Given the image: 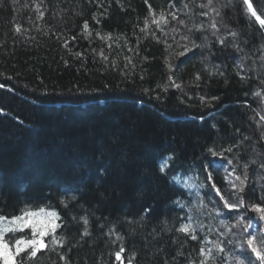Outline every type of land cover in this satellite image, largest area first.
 Segmentation results:
<instances>
[{"label":"trees","instance_id":"1","mask_svg":"<svg viewBox=\"0 0 264 264\" xmlns=\"http://www.w3.org/2000/svg\"><path fill=\"white\" fill-rule=\"evenodd\" d=\"M251 3L264 19V0ZM200 5L208 0H3L0 216L55 211L65 238L45 237L29 264H121V245L123 264H200L201 248L207 264H260L239 245L264 241L250 207H264V28L243 0ZM152 12L168 23L157 27ZM245 175L240 192L232 184ZM221 196L244 204L228 209ZM86 214L91 237L72 220ZM184 223L196 240L177 231Z\"/></svg>","mask_w":264,"mask_h":264},{"label":"snow or ice","instance_id":"2","mask_svg":"<svg viewBox=\"0 0 264 264\" xmlns=\"http://www.w3.org/2000/svg\"><path fill=\"white\" fill-rule=\"evenodd\" d=\"M212 3V0H208V5H200L201 7H208ZM243 3L247 6V11L250 13L252 17L255 18L256 21L259 22L261 28H264V19L261 18L260 15L257 14L256 9L253 7L251 0H243ZM3 5V0H0V6ZM227 7L228 5H224ZM39 7V6H37ZM213 11H216L213 9ZM217 15H219V12H216ZM41 17L43 16V13H40ZM153 15V23L157 25V27H160V23L163 22L164 24L168 23L167 17L161 13L159 20L155 19V13L152 12ZM172 16V19H176L175 13L170 14ZM202 15L207 16L208 13H202ZM183 23V21H180ZM88 25L87 23L84 24V28L87 29ZM202 27V26H201ZM211 27L213 29H217V24L215 21L211 24ZM17 31H20V27H16ZM143 31V29H142ZM163 31V29H161ZM175 31V29L173 30ZM228 35L235 38L237 36V33L233 31H229ZM75 39V38H73ZM182 39L188 41L191 44V48L196 47H202L201 45H197L195 41L189 40V37L185 36L182 37ZM219 43L221 45L224 44L223 39H219ZM168 47H171V45H167ZM234 48H237L239 50L238 44L232 45ZM184 49V52L191 51V48L188 47V44H185L182 46ZM184 52H181L180 55H183ZM101 55H103L101 53ZM242 67V65H241ZM219 75H223V73H217ZM197 79H199V76H197ZM179 87V85H176ZM0 87H3V85H0ZM256 95H259V93H256ZM203 99V98H202ZM213 99H216L215 97ZM0 112H3V109H0ZM262 120H264V117H261ZM262 139H264V134H262ZM232 149L229 148L227 151H231ZM210 152L212 155L216 156H222L223 153H216L214 150L210 149ZM228 163H231V161H228ZM255 163V161H253ZM167 167V161L164 162V164L160 167V171L164 172L165 168ZM248 165L245 164L244 168L247 169ZM261 168H264V164L260 165ZM103 171V170H101ZM210 178V174H209ZM237 180H240V185H236L235 183L232 184L233 188H238V191L243 192L244 185L247 181V176L245 175L244 179L241 180L239 176L236 177ZM217 193H219V189H215ZM71 201H75L77 197L75 195H72L69 198ZM221 199L223 200L224 207L228 209H234L238 207H242L244 204L243 198H240L238 204H231L228 202V200L224 199L221 196ZM63 206L66 208L68 206V201H62L61 202ZM251 209L257 213H259L260 219L264 220V207H262L259 204H253L250 205ZM94 215V214H93ZM243 217H240L237 221V224H240L243 222ZM61 220V217L59 214L55 211H46L45 208L40 207L37 211L32 210H26L22 211L20 215L12 216L10 219L5 216H0V261L3 262V264H29V262L35 260L38 258V254L42 252V250L48 249L49 245L45 242V237H51V243L52 245H61L63 246L65 243V238L63 236L57 237L56 232L57 229L62 227V224L57 223V221ZM72 220L77 223L79 227L83 229L82 235L86 237H91L92 233L90 231V221L89 216L83 215L80 217H72ZM80 221L83 223L80 224ZM247 227H251V224H248ZM101 228H103V225H101ZM25 229H30V238H18L14 239L13 242L10 244L5 240V235L8 233H16V232H23ZM171 230V229H166ZM178 232L184 233L187 236H190L191 239L196 240L197 237L194 235L195 228L191 223H184L181 224L180 227L177 229ZM107 235L112 236L115 235L116 240H122L123 237L119 234L114 233V226H109V230ZM219 251L223 252L224 249L222 247H219ZM241 249H250L251 253L254 254L256 260L260 261V264H264V241H262L260 244L257 243L256 236H250L246 244L239 245ZM67 251H71V247L67 249ZM125 251L123 246L121 245L119 251L115 252V259L118 261H121V264H123V257L122 253ZM200 253L204 256V259L200 261V264H207V259L211 255V249H209L207 252L203 248L200 249ZM21 254H24L23 256ZM243 251L241 252V256H243ZM60 259L65 260V264H71V261L68 260L66 255H62ZM175 257H173V260ZM236 264H244V260L241 259L240 256H237L236 258ZM128 264H131V258L128 260ZM165 264H167V261H165ZM190 264H195V262H190Z\"/></svg>","mask_w":264,"mask_h":264}]
</instances>
